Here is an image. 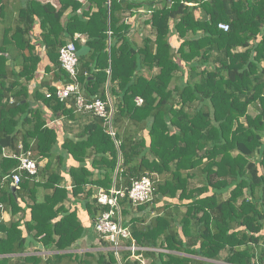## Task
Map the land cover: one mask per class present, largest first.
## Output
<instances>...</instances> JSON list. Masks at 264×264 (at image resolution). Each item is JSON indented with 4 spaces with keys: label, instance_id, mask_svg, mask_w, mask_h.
I'll use <instances>...</instances> for the list:
<instances>
[{
    "label": "trees",
    "instance_id": "obj_1",
    "mask_svg": "<svg viewBox=\"0 0 264 264\" xmlns=\"http://www.w3.org/2000/svg\"><path fill=\"white\" fill-rule=\"evenodd\" d=\"M11 5L0 0V206L21 216L9 222L0 216V264H263L264 0ZM142 9L150 12L143 25L149 33L138 45L130 37L136 22L126 21ZM36 25L52 77L31 93L42 62L32 37ZM77 33L84 44L74 39ZM68 42L89 48L78 58L77 82L88 101H105L108 91L114 139L95 116H87L77 141L65 138L60 148L57 131L47 128L45 108L74 123L86 117L73 100L59 102L52 85L71 82L59 63ZM19 143L48 162L41 181L23 174L12 191L11 180H2L19 163L1 152L19 153ZM66 157L79 163L69 171L70 190L59 185L52 162L62 165ZM143 176L151 179L154 198L138 206L118 200L130 238L116 256L95 231L104 208L86 186L127 190ZM81 195L88 229L63 207ZM85 238L87 248L73 252ZM33 247L51 254H30Z\"/></svg>",
    "mask_w": 264,
    "mask_h": 264
},
{
    "label": "built area",
    "instance_id": "obj_2",
    "mask_svg": "<svg viewBox=\"0 0 264 264\" xmlns=\"http://www.w3.org/2000/svg\"><path fill=\"white\" fill-rule=\"evenodd\" d=\"M109 3V1L107 2ZM147 12H144L146 14ZM219 29L224 32L228 31L227 24H219ZM81 44H84L86 39L81 35H76ZM77 49L73 42H68L59 50V63L61 68L69 75L70 83H63L62 86L56 88V98L59 102L66 103L69 100L74 101V107L80 113H92L96 117L102 118L108 127L109 134L114 137L112 128L113 107L110 102L108 92L106 90V100L94 99L88 101L77 82L78 72V57ZM47 98L50 95H46ZM137 105H141L142 100L136 99ZM18 155L15 159L18 161V167L9 177L14 186H17L22 179L23 174L28 177H35L38 173V166L36 160L33 158L31 151H24L22 145H18ZM126 198L133 206L150 203L154 198V189L151 179L143 176L132 182L129 189L116 190L115 188L109 191L100 190L96 196V203L104 210L98 215L95 221V231L103 239L109 241L111 249L118 255L121 250L122 239L130 238L129 232L122 225L121 209L118 203L119 199ZM131 251H135V247H129ZM264 264V261H263Z\"/></svg>",
    "mask_w": 264,
    "mask_h": 264
},
{
    "label": "crops",
    "instance_id": "obj_3",
    "mask_svg": "<svg viewBox=\"0 0 264 264\" xmlns=\"http://www.w3.org/2000/svg\"><path fill=\"white\" fill-rule=\"evenodd\" d=\"M22 2L24 0H21ZM40 1H44V2H50L52 5L54 6H58V3L60 0H40ZM80 1L81 3H85V0H77ZM188 5H194V4H188ZM145 9H142L139 11V15L132 20L131 18L127 19L126 23H128L129 25H133L134 21L135 23V27L134 29H132L130 37L131 39L138 45H140L142 43V39L148 35L149 33V28L146 26L144 28V18L146 17L145 15L142 16L141 14H144ZM70 13V10H68L64 17H63V21L64 18H66L68 16V14ZM199 15V12L196 11V16ZM133 21V22H132ZM39 28L38 25L35 26L32 37H33V43L37 48V52L39 53V55H41L42 57V62L39 66V70L37 72L36 78L30 82L29 84V91L32 93L38 86L41 85L42 83V79H50L52 77L51 73H45V67L46 66H50V63H48L47 58H45L44 56V48L41 47L39 45V40L37 39L38 35H39ZM76 35H81L84 37V35L82 34H75L74 35V39ZM85 38V37H84ZM176 41L173 40V44L176 45L175 43ZM84 46V45H83ZM52 85H54L56 88L60 87L63 85V82H55ZM43 93H45V89L41 90ZM83 92V91H82ZM39 104H35L34 107H37ZM67 108H69V103H67ZM113 107V104H112ZM76 110V109H75ZM77 111V110H76ZM79 114H81L80 112H78ZM113 113H114V108H113ZM82 115H85L86 118H88L87 116H95L92 113H83ZM44 116L46 118L47 121V128H51L54 129L55 131H57V138H58V146L59 148L61 147L63 141L65 138H70V139H75V141H77V139L79 137H81L83 135L84 132V127L88 124V122H83L81 120H79L78 122L74 123L71 120H67L66 117L63 116H54L49 110H47L46 108L44 109ZM96 117V116H95ZM90 118V117H89ZM99 118V117H98ZM102 119V118H101ZM104 121V120H103ZM112 125H113V121H112ZM105 126H107L105 124ZM113 128V126H112ZM108 130V129H107ZM21 131H23L21 129ZM114 134H115V130L113 128ZM108 134H109V130H108ZM110 135V134H109ZM141 136H145L146 139H148L147 137V132H141L140 133ZM111 136V135H110ZM112 137V136H111ZM115 137V135H114ZM114 137H112L114 139ZM116 143V142H115ZM18 145H21V143H19ZM17 151H18V146H17ZM30 151V150H29ZM18 155V153H15L13 150H10L8 148H4L2 149L1 152V157L4 159H12V160H16L15 156ZM33 155V154H32ZM37 162V166H38V173L35 177H33L31 180L38 182L41 181L42 178V169L44 168V166L47 164L48 160L47 159H36L34 158ZM53 166L56 169V172H58L62 178V181L59 183V185H61V187H65L66 189L70 190L71 189V179L69 177V171L71 168H78L79 167V163L76 162L74 159H72L71 157H66L63 159V163L62 165H60L58 160H55V158L53 159ZM58 162V163H57ZM87 162V168L89 170L92 171L93 176L90 178V180H95L97 178L98 172L96 170H93L89 163H90V159L86 160ZM5 178L2 180V184H4L5 182ZM11 187H12V191H15V186L12 184V181H10ZM58 185V186H59ZM194 186V184H193ZM60 187V186H59ZM113 188V187H112ZM111 188V189H112ZM86 190H90L92 192V196L94 199L96 198L97 194L99 193L100 190H103L101 187H97V186H93L92 184H89L86 186ZM105 191V190H104ZM43 190H41V193L39 194V198H43ZM83 199V196L81 195L79 197V199H74L73 197H69V199L67 201H65L63 203V207L68 210V211H74L76 212L79 221L81 222V224L83 225V227H85L86 229H88L91 225V220L85 210V206L84 203L81 201ZM98 206V204H97ZM99 207V206H98ZM101 209V207H99ZM0 216L1 219L4 222H9L13 219H18L21 215L17 214L15 216L11 215L10 211H7L5 209H3L2 206H0ZM27 219H29V216L27 215ZM87 238H85L81 244L78 246V250H74L73 252H79V251H84L85 248H87V244L90 241H88ZM81 247L83 249H81ZM39 248H41V246H39ZM34 250V247L32 249H30V254H35V255H47V254H51L50 252H32Z\"/></svg>",
    "mask_w": 264,
    "mask_h": 264
},
{
    "label": "rangeland",
    "instance_id": "obj_4",
    "mask_svg": "<svg viewBox=\"0 0 264 264\" xmlns=\"http://www.w3.org/2000/svg\"><path fill=\"white\" fill-rule=\"evenodd\" d=\"M20 1L21 0H10V3H13V5H11L10 6V8L11 7H13V8H15V7H17L18 6V3H20ZM145 12H147L146 14H141L142 16H148L149 14H150V12L149 11H146L145 10ZM10 21H12V17H10L9 16V20H8V22H10ZM108 92V91H107ZM108 96H109V94H108ZM109 99H110V97H109ZM110 102H111V104H112V100L110 99ZM81 121H83V122H88L89 123V121H90V118H86V117H84V118H82L81 119ZM242 121H244V120H242ZM149 219V217L147 218V220ZM111 249V248H110ZM78 252V251H77ZM146 261H144V263H145Z\"/></svg>",
    "mask_w": 264,
    "mask_h": 264
},
{
    "label": "water",
    "instance_id": "obj_5",
    "mask_svg": "<svg viewBox=\"0 0 264 264\" xmlns=\"http://www.w3.org/2000/svg\"><path fill=\"white\" fill-rule=\"evenodd\" d=\"M89 52V48L86 46H82L79 50H77V57L85 56ZM161 198V196H159Z\"/></svg>",
    "mask_w": 264,
    "mask_h": 264
}]
</instances>
